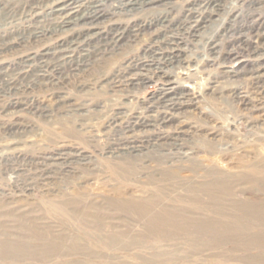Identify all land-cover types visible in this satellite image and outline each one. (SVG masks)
I'll list each match as a JSON object with an SVG mask.
<instances>
[{
	"label": "rangeland",
	"instance_id": "obj_1",
	"mask_svg": "<svg viewBox=\"0 0 264 264\" xmlns=\"http://www.w3.org/2000/svg\"><path fill=\"white\" fill-rule=\"evenodd\" d=\"M55 3L0 0V264H264V0Z\"/></svg>",
	"mask_w": 264,
	"mask_h": 264
},
{
	"label": "bare ground",
	"instance_id": "obj_2",
	"mask_svg": "<svg viewBox=\"0 0 264 264\" xmlns=\"http://www.w3.org/2000/svg\"><path fill=\"white\" fill-rule=\"evenodd\" d=\"M70 0H56V8L55 10L56 11H66V9L69 8V2ZM139 1V0H138ZM150 0H147V2H149ZM134 2V1H133ZM132 3V2H131ZM138 3V2H137ZM210 4H212L213 2L209 1ZM72 5V4H71ZM214 6V5H213ZM68 15V14H67ZM66 21V20H65ZM195 21H199V19H195ZM199 23L197 24L196 23V26H198ZM184 27V26H183ZM187 27V26H186ZM189 28V27H188ZM34 30V29H33ZM194 32V31H193ZM168 33V32H167ZM204 54V53H203ZM257 55V54H256ZM5 76V75H4ZM161 120V119H160ZM143 129V128H142ZM117 134V133H116ZM155 140V139H154ZM148 142V141H147ZM179 159V158H178ZM52 167V166H51ZM154 204H156V201L154 199H148L146 201V205H143V206H134V207H130L132 209H137V210H149V208H153Z\"/></svg>",
	"mask_w": 264,
	"mask_h": 264
}]
</instances>
